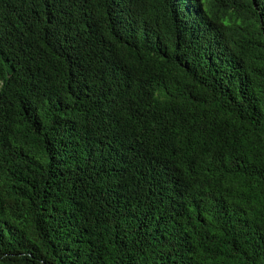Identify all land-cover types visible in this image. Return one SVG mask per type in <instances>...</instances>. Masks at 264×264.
<instances>
[{"label":"trees","instance_id":"obj_1","mask_svg":"<svg viewBox=\"0 0 264 264\" xmlns=\"http://www.w3.org/2000/svg\"><path fill=\"white\" fill-rule=\"evenodd\" d=\"M0 264H264V0H0Z\"/></svg>","mask_w":264,"mask_h":264}]
</instances>
